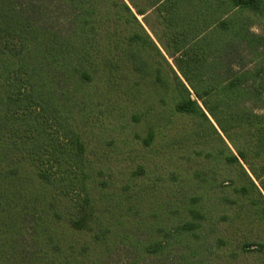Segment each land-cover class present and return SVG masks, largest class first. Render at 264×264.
I'll return each instance as SVG.
<instances>
[{
    "label": "trees",
    "instance_id": "1",
    "mask_svg": "<svg viewBox=\"0 0 264 264\" xmlns=\"http://www.w3.org/2000/svg\"><path fill=\"white\" fill-rule=\"evenodd\" d=\"M143 1L0 0V264H264V0ZM105 120L174 175L104 181Z\"/></svg>",
    "mask_w": 264,
    "mask_h": 264
},
{
    "label": "rangeland",
    "instance_id": "2",
    "mask_svg": "<svg viewBox=\"0 0 264 264\" xmlns=\"http://www.w3.org/2000/svg\"><path fill=\"white\" fill-rule=\"evenodd\" d=\"M126 1L130 3L129 0ZM137 1L141 2L139 5L143 6L144 8L147 7L144 6L145 2L143 0ZM133 10L135 11V9ZM137 17L139 21H141L145 26L147 32L152 36L157 45L161 48L163 54L167 57L169 62L172 63V59L167 56L162 45L156 38V34L159 37L162 35V29L156 22L155 13L149 11L146 18H144V15H137ZM252 30L258 33H264V28L258 22L253 23ZM96 109L97 107L95 110ZM256 111L263 113L264 108H256ZM100 119L104 120V117L100 116ZM128 134L129 131L122 128L121 125L117 124L115 127L114 125L109 124L108 120L104 121V125L93 129V136L90 142V151L93 154V158L97 159L98 157L104 161V164L102 165V175L104 176V181L106 180L108 182H114L117 187L124 188L132 181L133 178H136V173L142 175L145 172L147 173V176L154 178L155 180H165L171 177V175H174V173H170L171 170L169 166L167 170H156L154 163L155 155L150 154L149 152L151 150H148L152 148H143V146L139 145L137 142L132 143V141L127 137ZM153 153H155L154 150ZM173 163L174 162L172 161L171 164ZM160 164L163 166L162 162ZM168 164L169 163H167V165ZM172 170H174L173 167ZM221 176H223V173H221ZM163 182L165 185H168L169 183L168 181ZM166 190L170 191V186H168L164 191L167 192ZM171 194L172 193L169 192L168 196ZM163 195L165 194L160 192L158 199H161ZM160 211L161 209L158 207L157 212ZM135 257L134 251L130 247L127 245H121L117 250L112 263L133 264ZM150 262L151 260L143 261V263Z\"/></svg>",
    "mask_w": 264,
    "mask_h": 264
}]
</instances>
